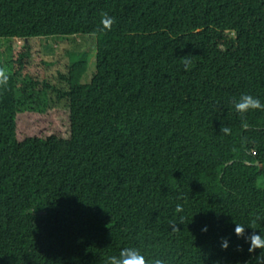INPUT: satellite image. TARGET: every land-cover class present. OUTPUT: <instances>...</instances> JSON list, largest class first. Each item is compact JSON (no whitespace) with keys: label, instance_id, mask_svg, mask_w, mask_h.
Masks as SVG:
<instances>
[{"label":"trees","instance_id":"1","mask_svg":"<svg viewBox=\"0 0 264 264\" xmlns=\"http://www.w3.org/2000/svg\"><path fill=\"white\" fill-rule=\"evenodd\" d=\"M83 35H95L88 82L78 59L64 87L17 88L25 52L0 85V264H105L127 247L258 264L234 227L264 234V111L234 102L264 103V0H0V38ZM47 92L65 102V131L31 133L22 119L50 112Z\"/></svg>","mask_w":264,"mask_h":264},{"label":"rangeland","instance_id":"2","mask_svg":"<svg viewBox=\"0 0 264 264\" xmlns=\"http://www.w3.org/2000/svg\"><path fill=\"white\" fill-rule=\"evenodd\" d=\"M56 37H33L28 40L0 38L1 50H6L8 45L11 48V60L3 64L7 75L11 74L13 67L16 66L14 60L18 58V54L28 52L27 56L21 58L22 67L16 76L17 88L30 76L64 87L66 82L60 80V75L66 73L67 63L78 59L87 61V70L81 81L88 82L90 80L95 66V35L67 36L63 39ZM7 55L6 50L0 57L5 61ZM46 95L48 105L52 107L50 112L48 114L31 113L23 118L22 122L31 133L43 135L50 134V131L62 133L65 131V127L62 125V117L65 112H61V108L65 102L56 100L55 95L51 92H47ZM63 138L57 140V154L64 150L66 140Z\"/></svg>","mask_w":264,"mask_h":264},{"label":"clouds","instance_id":"3","mask_svg":"<svg viewBox=\"0 0 264 264\" xmlns=\"http://www.w3.org/2000/svg\"><path fill=\"white\" fill-rule=\"evenodd\" d=\"M114 18L111 17L108 13H102L101 16V30H110L112 24L114 23ZM190 69V60L185 58L184 61V70L187 71ZM8 75L4 68H0V85H6L8 82ZM234 108L238 113H247L249 110H262L264 111V103L260 101L259 98L254 97L250 94L242 95L238 101L234 102ZM242 127L247 128V121H242ZM220 132L224 135L231 134V128L228 126H221ZM176 212H182V205L177 204L175 208ZM259 219V217H257ZM173 230L178 229L175 224L171 225ZM245 226L248 228L256 229L253 224L244 225L235 223L234 233L237 237H243L246 242L249 243L248 251L251 253L256 248L262 249L259 256L256 257L258 264H264V234L261 232H251L245 235ZM201 231H207V226L201 228ZM221 247H228V240L226 238H222ZM105 264H166V261L158 258L152 257L151 259H147L139 249L133 247L122 248L118 255L109 256Z\"/></svg>","mask_w":264,"mask_h":264},{"label":"water","instance_id":"4","mask_svg":"<svg viewBox=\"0 0 264 264\" xmlns=\"http://www.w3.org/2000/svg\"><path fill=\"white\" fill-rule=\"evenodd\" d=\"M255 164H257V162H255Z\"/></svg>","mask_w":264,"mask_h":264},{"label":"built area","instance_id":"5","mask_svg":"<svg viewBox=\"0 0 264 264\" xmlns=\"http://www.w3.org/2000/svg\"><path fill=\"white\" fill-rule=\"evenodd\" d=\"M47 46H50V45H47Z\"/></svg>","mask_w":264,"mask_h":264}]
</instances>
